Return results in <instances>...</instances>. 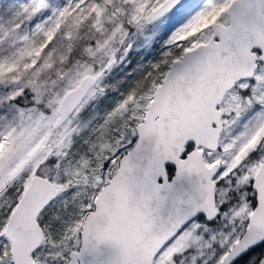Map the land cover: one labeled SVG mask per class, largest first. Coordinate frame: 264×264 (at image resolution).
<instances>
[{
	"label": "snow or ice",
	"instance_id": "obj_1",
	"mask_svg": "<svg viewBox=\"0 0 264 264\" xmlns=\"http://www.w3.org/2000/svg\"><path fill=\"white\" fill-rule=\"evenodd\" d=\"M0 264H264V0H0Z\"/></svg>",
	"mask_w": 264,
	"mask_h": 264
},
{
	"label": "rangeland",
	"instance_id": "obj_2",
	"mask_svg": "<svg viewBox=\"0 0 264 264\" xmlns=\"http://www.w3.org/2000/svg\"><path fill=\"white\" fill-rule=\"evenodd\" d=\"M147 38H145V40H146ZM157 47H158V45H157ZM136 59H139V57H133V60L135 61Z\"/></svg>",
	"mask_w": 264,
	"mask_h": 264
}]
</instances>
